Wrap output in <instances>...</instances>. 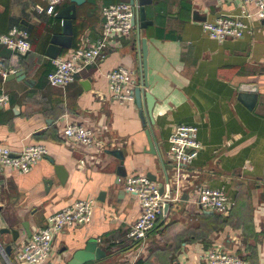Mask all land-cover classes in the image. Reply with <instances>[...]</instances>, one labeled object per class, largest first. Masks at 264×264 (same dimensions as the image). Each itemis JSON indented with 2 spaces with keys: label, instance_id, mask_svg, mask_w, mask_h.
Here are the masks:
<instances>
[{
  "label": "crops",
  "instance_id": "1",
  "mask_svg": "<svg viewBox=\"0 0 264 264\" xmlns=\"http://www.w3.org/2000/svg\"><path fill=\"white\" fill-rule=\"evenodd\" d=\"M130 0H85L76 6L72 21V48L103 37L105 6ZM146 6L148 57L145 90L155 98L153 124L145 127L135 103L120 104L108 91L107 74L119 67L136 72L141 82L139 31L113 36L97 64L66 88L49 86L54 71L46 56L53 35L62 33L56 15L71 5L65 0L56 15L47 13L44 0H0V33L26 30L32 50L21 55L0 46V74L23 71L30 83L0 81V93L10 96L0 109V144L13 152L44 144L48 156L28 174L0 168V229L13 227L20 237L0 236V264H22L18 254L29 241L22 223L32 234L46 225L50 215L77 200L92 199L91 223L67 227L55 239L51 261L69 264L86 252L85 264H206L211 248L237 253L249 264H264V21L252 18L238 40L218 42L208 37L202 24L219 15L255 14L252 3H219L216 0H151ZM88 82L86 89L82 82ZM242 85H256L258 99L252 109L241 95ZM244 100V101H243ZM68 123L95 130L96 146L87 148L64 138ZM198 128L201 149L189 166L177 167L170 156L169 138L177 125ZM152 132L157 154L149 148L146 131ZM119 150L124 159L110 154ZM68 172L65 186L53 165ZM126 174L119 179L117 169ZM152 174L156 182L170 185L168 210L144 243H133L127 233L142 209L137 198L124 191L132 174ZM53 180V185L45 181ZM224 189L235 203L230 214H207L197 205L200 185ZM12 245L7 258L4 249ZM104 256L94 259L96 251ZM88 256V257H89Z\"/></svg>",
  "mask_w": 264,
  "mask_h": 264
},
{
  "label": "built area",
  "instance_id": "2",
  "mask_svg": "<svg viewBox=\"0 0 264 264\" xmlns=\"http://www.w3.org/2000/svg\"><path fill=\"white\" fill-rule=\"evenodd\" d=\"M47 13L57 14V8L65 0H44ZM219 3H252L257 7L255 14L245 13L240 17L219 15L205 21L204 33L218 42L238 40L248 29L247 21L257 18L264 21V0H216ZM103 37L94 43L84 42L66 56L52 59L54 71L47 75L49 86L66 88L77 81L82 72L94 66L103 58L104 52L113 36H129L135 26L133 19L136 8L129 2H120L103 7ZM0 46L14 53L26 55L32 50L30 35L26 30L12 28L8 33H0ZM108 91L113 100L120 104L135 103V89L141 85L136 72L119 67L107 74ZM10 96L0 93V109L9 106ZM64 138L87 148L96 146L95 130L89 126L68 123L64 128ZM170 156L177 167L189 166L198 157L201 144L198 141V128L194 125H177L170 138ZM49 154L44 144H34L15 153L0 144V168L30 173L35 166ZM124 191L139 201L142 212L130 227L127 238L133 243H144L156 229L161 217H164L167 203L171 200V187L166 185L161 193V185L144 174H132L124 180ZM197 205L201 211L214 212L221 216L230 214L235 203L224 189L200 185L197 189ZM95 202L92 199L77 200L62 210L50 215L46 225L33 233L29 241L18 254L22 264H53L51 261L54 239L67 227L86 225L92 222ZM206 264H249L241 255L211 248L201 257Z\"/></svg>",
  "mask_w": 264,
  "mask_h": 264
},
{
  "label": "water",
  "instance_id": "3",
  "mask_svg": "<svg viewBox=\"0 0 264 264\" xmlns=\"http://www.w3.org/2000/svg\"><path fill=\"white\" fill-rule=\"evenodd\" d=\"M151 0H130V4L134 5L136 8V14L133 19V24L135 27L138 28L139 31V37H138V43L141 49V63H142V76H141V85L135 89V101L137 108L140 110V114L142 117V121L145 127L149 126V124H153V109L155 105V98L152 94L149 92H146L145 90L148 88L149 83L147 80V74H148V66H147V57H148V45L147 40L145 38H141V30L146 29L147 27V12H146V6L150 4ZM71 5L67 6L63 10H61L57 15L56 19L61 21L62 25V33L53 35L50 44L46 51V56L49 59H56L63 49H70L72 48V42H73V26L72 21L76 19V6L82 5L85 0H70ZM17 79L18 81H25L26 83H30L29 80L26 79V75L23 71L15 72L8 74L6 76H3L0 74V81H11ZM83 86L88 89V82H82ZM241 95L245 98V100L248 102L247 107L249 109H252L258 99V88L256 85H242L240 87ZM244 101V100H243ZM146 135L148 138L149 148L152 154H157V148L156 144L152 135V132L150 129L146 131ZM110 154L116 156L118 159L123 160L124 156L123 153L119 150L110 151ZM50 163L53 165V172L56 175L57 179L59 180V183L62 186H65L67 179H68V172L65 169L63 165L56 164L54 160L51 158H48ZM126 174L125 168L119 167L117 169V176L122 178ZM147 176L153 180L156 181V178L152 176V174H147ZM48 185H53V180H46L45 181ZM164 192V188H161V193ZM168 210V204L166 205L165 212ZM1 211V207H0ZM207 214H214V212H206ZM22 226L28 235V237L31 238L32 232L29 226L28 222H23ZM5 234H11L13 243H16L20 237V231L13 227H5L0 229V236ZM90 242V244L87 246L86 252H80L75 255L74 259L69 262V264H85L89 262L88 258H92V256H89L90 252L94 251V245ZM1 245V244H0ZM4 252L7 256V258L11 255L12 252V245H8L5 247ZM89 256V257H88ZM104 256V252L102 250L96 251V255L94 259L99 260L101 257ZM9 259V258H8Z\"/></svg>",
  "mask_w": 264,
  "mask_h": 264
},
{
  "label": "trees",
  "instance_id": "4",
  "mask_svg": "<svg viewBox=\"0 0 264 264\" xmlns=\"http://www.w3.org/2000/svg\"><path fill=\"white\" fill-rule=\"evenodd\" d=\"M217 223H218L219 226L224 227L225 223H227V222L222 218L221 215L217 214Z\"/></svg>",
  "mask_w": 264,
  "mask_h": 264
}]
</instances>
